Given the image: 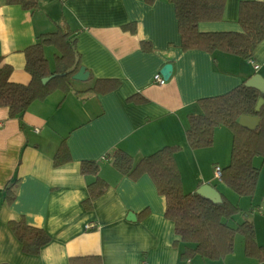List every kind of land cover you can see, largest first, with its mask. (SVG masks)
I'll list each match as a JSON object with an SVG mask.
<instances>
[{"label":"crops","instance_id":"obj_1","mask_svg":"<svg viewBox=\"0 0 264 264\" xmlns=\"http://www.w3.org/2000/svg\"><path fill=\"white\" fill-rule=\"evenodd\" d=\"M240 1L227 0L224 20L200 23L199 30L241 32ZM59 26L78 33L89 87L95 79L120 85L106 95L78 93L86 89L67 96L56 92L30 107L26 130L0 106V264H70L71 258L92 256L103 264H264L246 257L240 236L223 260L183 261L180 238L165 216L166 200L152 178L123 177L111 159L117 148L139 160L164 147H181L176 162L184 190L213 187L239 206L236 223L252 222L257 243L264 247V161H254L261 168L255 195L240 197L214 175L216 166L230 164L232 132L218 128L207 149L192 150L186 139L189 116L200 112L199 100L226 94L256 75L264 79V41L252 60L184 51L176 10L168 0H42L34 13L0 0V57L13 68L12 82L30 83L25 50ZM142 42L152 51L143 52ZM166 64L173 72L160 86L154 78ZM135 95L144 102L130 101ZM63 138L72 160L56 167L53 154ZM84 160L100 162V175L110 184L90 211L84 201L93 177L81 173ZM14 173L16 197L8 204L2 190ZM22 217L51 238L37 256L26 254L9 228L10 221Z\"/></svg>","mask_w":264,"mask_h":264},{"label":"trees","instance_id":"obj_2","mask_svg":"<svg viewBox=\"0 0 264 264\" xmlns=\"http://www.w3.org/2000/svg\"><path fill=\"white\" fill-rule=\"evenodd\" d=\"M153 2L154 0H147ZM174 5L181 35V48L184 51H203L215 59L218 53L252 60L256 48L264 41V2L242 0L238 8V24L241 32H209L199 30L203 22H222L227 0H168ZM42 0H6L7 4H18L31 13L41 8ZM134 30V27L132 26ZM77 31L57 27V30L41 34L36 43L25 50L26 72L31 81L24 85L11 81L13 68L0 57V106L8 108L9 118L17 119L21 129L26 130L24 117L30 107L46 100L56 92L69 95L74 89L73 76L82 66V56L78 51ZM53 49V64L47 58V50ZM141 49L152 51L149 43L142 42ZM52 78L43 83L44 79ZM74 81V82H73ZM120 82L114 79H95L85 92L106 95L116 91ZM264 94L259 90L241 84L232 91L198 101L200 112L189 116L186 131L187 144L192 150L207 149L214 145L218 128L232 132L233 142L230 164L222 169L220 181L240 197H253L260 176V167L254 161H264V104L256 111ZM130 101L143 103L138 95ZM243 116L260 118L259 126L250 130L240 126ZM181 147H164L139 160L117 148L112 152V165L123 177L138 180L149 175L158 193L166 200L165 216L173 222L175 232L182 246L181 259L191 260L200 257L208 261H220L234 252L236 238L244 241V251L248 258L264 262V247L257 243L256 230L252 222L245 219L236 223L242 210L228 198L214 203L195 193L184 190L182 175L176 162ZM54 165L59 167L72 160L63 138L53 154ZM80 171L84 176L93 177L88 185V198L84 201L86 210H92L94 202L104 196L110 184L100 175V162L84 160ZM17 181V180H16ZM15 184L4 188L6 203L11 204L16 197ZM144 211L142 214H146ZM233 221V225L230 222ZM9 228L31 256L39 255L41 249L51 241L44 229L30 226L22 217L9 222ZM70 264H103L98 256L71 258Z\"/></svg>","mask_w":264,"mask_h":264},{"label":"water","instance_id":"obj_3","mask_svg":"<svg viewBox=\"0 0 264 264\" xmlns=\"http://www.w3.org/2000/svg\"><path fill=\"white\" fill-rule=\"evenodd\" d=\"M173 66L172 64H166L162 70L160 71V75L165 81H168L172 75ZM54 76L51 78H47L43 80V83L49 82ZM90 79V74L85 67H82L77 74L73 76V80L78 82H87ZM247 86L255 88L264 94V79L260 75H256L251 80L247 82ZM264 104V99L261 98L256 107V111L259 112ZM240 126L245 127L250 130L256 129L260 124V118L253 116H243L239 121ZM197 193L204 198L214 202L221 203L222 198L220 194L210 185L203 186L200 188Z\"/></svg>","mask_w":264,"mask_h":264},{"label":"rangeland","instance_id":"obj_4","mask_svg":"<svg viewBox=\"0 0 264 264\" xmlns=\"http://www.w3.org/2000/svg\"><path fill=\"white\" fill-rule=\"evenodd\" d=\"M56 53V51L55 50H53V49H50L49 50V52L47 53V58H48V60L50 61V63H52L53 62V60H54V54ZM53 64V63H52ZM74 82V81H73ZM73 86H74V89H82V90H84V89H87V88H89V86H90V84L89 83H85V82H74L73 83ZM18 179V177H17V174L16 173H14L13 175H12V178H11V180L6 184V185H8V184H15L16 183V180ZM218 184V183H217ZM5 185V186H6ZM222 186V185H221ZM2 192H4V189L2 190ZM233 203V202H232ZM234 204V203H233ZM244 221V220H243ZM234 223H236V221H234ZM230 225H233V221H231L230 222ZM239 236H237V238H238Z\"/></svg>","mask_w":264,"mask_h":264},{"label":"built area","instance_id":"obj_5","mask_svg":"<svg viewBox=\"0 0 264 264\" xmlns=\"http://www.w3.org/2000/svg\"><path fill=\"white\" fill-rule=\"evenodd\" d=\"M256 70L259 69V66H254ZM154 80L156 81V83H158L160 86H163L166 81L162 78L161 75H156ZM221 173H222V169L219 166H216L214 169V175L216 178H218L219 180L221 179Z\"/></svg>","mask_w":264,"mask_h":264}]
</instances>
